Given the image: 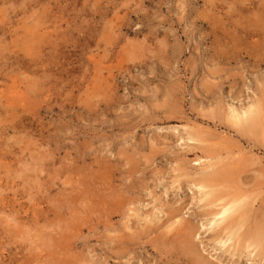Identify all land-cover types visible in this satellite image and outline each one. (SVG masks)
Wrapping results in <instances>:
<instances>
[{"label":"rangeland","instance_id":"374dc122","mask_svg":"<svg viewBox=\"0 0 264 264\" xmlns=\"http://www.w3.org/2000/svg\"><path fill=\"white\" fill-rule=\"evenodd\" d=\"M263 119L264 0H0V264H264Z\"/></svg>","mask_w":264,"mask_h":264},{"label":"bare ground","instance_id":"6f19581e","mask_svg":"<svg viewBox=\"0 0 264 264\" xmlns=\"http://www.w3.org/2000/svg\"><path fill=\"white\" fill-rule=\"evenodd\" d=\"M255 3V2H254ZM259 4V3H258ZM259 108V107H258ZM244 117H245V115H244ZM247 117V116H246ZM254 117H255V115H254ZM230 118V117H229ZM234 118V117H233ZM238 119H239V117H237ZM241 118H243V117H241ZM251 119V118H250ZM253 119V118H252ZM255 119H258V116H257V118H255ZM235 120V119H234ZM241 120V119H240ZM254 120V119H253ZM259 120V119H258ZM264 120V119H263ZM245 121V120H244ZM248 121V120H247ZM257 121V120H256ZM251 122V121H250ZM253 122V121H252ZM237 123V122H236ZM241 123V122H240ZM257 123H259V122H257ZM264 123V122H263ZM238 124V123H237ZM244 124V123H243ZM247 124V123H246ZM253 124H255V122L253 123ZM252 124V125H253ZM241 125V124H240ZM248 125V124H247ZM242 126H244V125H242ZM258 126H259V124H258ZM255 128H256V126H255ZM249 129V128H248ZM254 129V128H253ZM251 131H253V130H251ZM37 159V158H36ZM39 164V163H38ZM41 168V167H40ZM39 169V168H38ZM225 170V169H224ZM37 171V170H36ZM218 171V170H217ZM221 171V170H220ZM219 172V171H218ZM220 173H222V172H220ZM225 173H227L226 171H225ZM224 173V174H225ZM229 174V173H228ZM228 174L226 175V176H228ZM214 175H216L217 176V174H214ZM212 176V177H214L215 178V176ZM225 176V175H224ZM207 177V179L209 178V177H211V175H209V177L208 176H206ZM222 176H219V178H221ZM203 178H205V176L203 177ZM221 179H223V178H221ZM201 180H204V179H201ZM200 180V181H201ZM210 180V179H209ZM215 180H216V178H215ZM205 182L207 181L206 180V178H205V180H204ZM212 181H214V180H212ZM205 182H204V184H205ZM211 182V181H210ZM209 182V183H210ZM202 183V182H201ZM217 183V182H216ZM203 184V183H202ZM201 184V185H202ZM207 184H208V182H207ZM213 184V183H212ZM208 186V185H207ZM215 186V185H214ZM200 187V186H199ZM200 189L201 190H204V189H206V187H203V186H201L200 187ZM227 199V198H226ZM233 200V199H232ZM238 200H240V199H238ZM220 201H222V199L220 200ZM220 201H218V202H220ZM224 201H225V199H224ZM228 202H229V200H227ZM236 201V200H235ZM249 201V200H248ZM232 202V201H231ZM237 202V201H236ZM222 203V202H221ZM227 203V202H226ZM239 203V202H238ZM245 203V202H244ZM225 204V203H224ZM221 205V204H220ZM222 205H223V203H222ZM218 206V205H217ZM234 208H236V203L233 201L232 203H228V205H224V206H221V210H220V212H218L216 215L213 213V215H214V218H212V220H211V223L209 224V226H208V230H212V231H214V232H216L223 224H225L226 222H227V225L224 227V228H222V230L221 229H219V232L218 233H220V235H222L221 234V232L222 233H225V232H227V231H230L231 232V234L230 235H228V239L227 240H225V241H221L220 243L223 245V247H225V246H227V244H229L230 242H234V240H235V238L237 237V236H239V234H237V231H236V229L237 228H235L236 227V225H235V223H234V219L232 218V214H231V212H232V210L234 209ZM238 208V207H237ZM245 208V207H244ZM236 211H237V209H236ZM216 212V211H215ZM235 213V212H234ZM246 213V212H245ZM209 214V213H208ZM147 217V216H146ZM210 222V221H209ZM248 223V222H247ZM264 227V226H263ZM234 228H235V230H234ZM261 228V227H260ZM223 230L225 231V232H223ZM261 230V229H260ZM263 230V229H262ZM259 232V231H258ZM253 233V232H252ZM255 234V233H254ZM254 234H251L250 236H248V238H247V240H250V248L251 247H253L254 246V244H251V240L252 241H254V239L255 238H257V237H259V238H261V239H263L262 237H260L259 235H262V234H260V233H258V235L256 236V235H254ZM221 237V236H220ZM240 238H242V237H240ZM261 239H259V240H261ZM243 240V239H242ZM259 240H256V242H257V244H259L258 243V241ZM237 241V240H236ZM240 242H242V241H240ZM255 242V241H254ZM255 242V243H256ZM262 243H263V241H262ZM262 243H260V244H262ZM239 244V243H238ZM247 244V243H246ZM245 244V245H246ZM259 244V245H260ZM239 246V245H238ZM187 248V247H186ZM259 248V247H258ZM242 250V249H241ZM256 250V249H255ZM253 252V251H252ZM262 253V252H261ZM260 253V254H261ZM264 253V252H263ZM186 254V253H185ZM251 254V253H250ZM253 255V254H252ZM251 255V256H252ZM261 256V255H260ZM255 257V256H254ZM257 257V256H256ZM262 257H264V256H262ZM263 259V258H262ZM261 259V260H262Z\"/></svg>","mask_w":264,"mask_h":264}]
</instances>
